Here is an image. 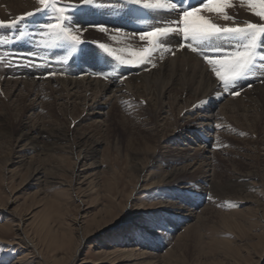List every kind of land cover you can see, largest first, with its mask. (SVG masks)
I'll use <instances>...</instances> for the list:
<instances>
[{"label": "rangeland", "instance_id": "1", "mask_svg": "<svg viewBox=\"0 0 264 264\" xmlns=\"http://www.w3.org/2000/svg\"><path fill=\"white\" fill-rule=\"evenodd\" d=\"M36 19L21 26L32 22L35 28ZM111 24L133 28L119 19ZM86 48V59H66L62 50L29 42L0 45V69L61 68L79 77L90 60L100 69L113 63L111 57L94 62L99 49ZM32 51L39 54L31 57L37 67L12 62ZM128 68L118 67V73ZM4 81L0 77V264H264V121L257 123L253 113L212 121L218 128L205 145L181 131L182 104L166 98L165 105L146 93L107 101L93 116L76 103L66 106L50 91L39 92L40 87L14 91ZM258 81L241 82L240 92ZM201 114L198 109L190 118ZM24 126L75 129L74 137L88 136V146L99 144L94 159L79 163L78 152L70 151L71 135L63 151L42 145L24 149L17 141ZM199 126L190 125L205 137ZM92 162L96 168L87 169ZM204 163L215 188L195 184ZM38 168L43 176L36 183L32 173ZM174 169L184 172L168 177ZM236 177L247 185L242 192L229 188Z\"/></svg>", "mask_w": 264, "mask_h": 264}, {"label": "snow or ice", "instance_id": "2", "mask_svg": "<svg viewBox=\"0 0 264 264\" xmlns=\"http://www.w3.org/2000/svg\"><path fill=\"white\" fill-rule=\"evenodd\" d=\"M35 4L33 11L0 20V29L10 30L0 33V45L29 42L43 49L62 50L66 59H72L88 55L86 46L95 44L97 62L111 57L113 63L93 75L120 83L126 77L118 73V67H156L157 57L162 60L164 54L175 55L186 48L203 59L223 93L239 96L240 82L251 77L264 82V0H238L240 7L258 18L256 22L230 14L228 10L237 6L234 0H35ZM34 17H38L33 21L34 30L21 26ZM101 17L122 20L133 29L96 19ZM92 28L112 43L85 40L83 34ZM172 36L181 38L175 46L169 43ZM38 55L32 51L12 62L37 66L31 57ZM221 94L218 91L217 98ZM206 102L200 101V105Z\"/></svg>", "mask_w": 264, "mask_h": 264}, {"label": "bare ground", "instance_id": "3", "mask_svg": "<svg viewBox=\"0 0 264 264\" xmlns=\"http://www.w3.org/2000/svg\"><path fill=\"white\" fill-rule=\"evenodd\" d=\"M234 2H236L237 6L236 9L228 10L230 14L234 15L238 20H252L253 22H256L258 20V18L252 16V14L246 8L240 7L238 4V0H234ZM0 6H2V9H0V17L2 18L1 20L8 21L10 19H14L16 16L22 15L29 11H33L36 7V4L35 0H7L3 1ZM96 19H100L103 23L109 22L110 25H112L111 22H115L116 20H118L105 19L102 17ZM26 26L30 30L34 29L32 26V22H29ZM83 38L88 41L96 40L101 43H112L104 33H100L94 28L85 32L83 34ZM180 39L181 38L178 36H172L169 38V43L175 46L180 42ZM113 46L115 47L116 45L113 44ZM93 56L96 57L97 53H95ZM95 60L97 59H94V62H97ZM90 61L88 63H92V61ZM88 63H85V66L88 68V70L82 71L81 69H79V71L77 72L79 73L80 71H82L84 74H81V76L79 77H69L67 76V74L63 76L60 73L65 72L61 70V68H54L49 72L57 73L56 75L47 76V72L38 73L36 71L37 73H31L27 70L20 71L18 69L17 71L15 70V68H13L12 70H7L6 67H1L0 77L4 76V82L7 85L12 86L14 91L18 87H21L31 92L33 90H37V88L39 89L40 87L39 92L43 93L45 91H50L51 94L56 95L58 101L65 102L66 106L76 103L78 104V106H83L88 111H93V116H97L98 114H100V111L96 112L95 110L100 109V107L103 108L107 106V101L114 100L119 102V100L121 99L126 101L128 99H131V97L134 95L139 96L140 93H146L147 97H154L156 98V100H158V102H161L162 105H165L164 103H162V100L166 98L170 100L172 105L175 102L182 104V107L178 111V118L184 122L183 124L181 123L182 125H179L182 129L181 131L190 133L197 139L198 142L205 145L209 144L211 134L214 132V129L218 128L217 124L213 122H219L220 120L224 119L227 120L229 115L233 113L245 114L247 112H251L255 116V121L257 123L264 121V82L261 83V81H258V84L244 88L246 90L240 92L239 96H232L228 93L225 94L223 93V90L218 87L215 76H213V74L209 71L208 66L205 64V62L201 59L196 58L186 48L183 50L175 51V55L166 53L164 54V58L162 60L157 57V59L155 60L156 67H151L150 65L135 67L134 69L132 67H129V70L122 74L124 77H126L122 83H120L119 80L108 81L101 77L93 75V73L99 71L100 68L98 66H90ZM145 68H147L148 70H145ZM86 72L88 73V75L86 74ZM218 91L222 93L219 98H217L216 96V93ZM88 93L89 97L87 96ZM200 101L207 102L203 105H200ZM198 109H201L204 114L198 115L196 118L191 119L190 116L194 113V111ZM212 112L214 113V115L212 114ZM156 113L159 112L156 111ZM253 119H251L252 122L254 121ZM255 121L253 123H255ZM191 124H197L198 126L201 125V129H204L203 131L206 132L205 137L202 135L200 136L196 131L197 129L191 128ZM22 131L23 132H21V134L18 136L17 141L19 143L24 142V149L29 147L30 149L34 148V150L35 148H39V146L42 145V148L48 149V151L57 149L63 151V145H68V143L70 142L68 136L71 135L74 141L73 145H70V151L78 152L76 154L79 157V163L80 161L85 162L88 160H93V157L96 153V146L99 145L97 142H92V144L95 145L88 146L87 142H89V138H87L88 136L86 135H84L83 137H74V134L76 133L75 129L72 131L68 129L67 132H64L59 127H51V129H49L48 131H42L37 126H24ZM45 139H49L50 144H48L49 142L47 143V140L45 141ZM24 149L21 148V151ZM88 166L89 167H87V169L92 170V168H96V163L92 162ZM202 167V175H199L201 176L197 178L199 181L195 182L196 186L199 184L201 185V189L206 187V184L211 185V183L209 182L210 179H207L209 178V175H207V172L209 171V169L207 170L208 164L204 163ZM174 170V173L170 174L168 177H174L175 175L184 172V169ZM78 171L83 173V171L85 172L86 169L83 168ZM32 174V180L34 179L33 181H36V183L37 181H40L43 176V172L39 168L35 169ZM239 178L240 177H236V179H234V182L229 185L231 192H242L247 188V185L243 181L242 183H238L240 182V180L237 182ZM211 186L214 187V185ZM190 216V213L185 214V217ZM233 223L235 225V222ZM223 239L225 238H222V241Z\"/></svg>", "mask_w": 264, "mask_h": 264}]
</instances>
